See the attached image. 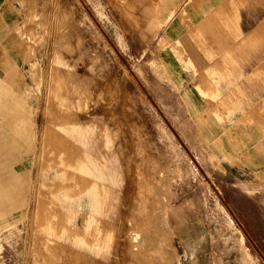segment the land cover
Segmentation results:
<instances>
[{
	"label": "rangeland",
	"instance_id": "374dc122",
	"mask_svg": "<svg viewBox=\"0 0 264 264\" xmlns=\"http://www.w3.org/2000/svg\"><path fill=\"white\" fill-rule=\"evenodd\" d=\"M8 4L21 21L2 29L0 62L11 44L23 54L21 70L9 62L7 72L0 68L5 101L18 98L3 82L11 71L13 86L31 101L17 104L33 109L37 153L42 131L53 121L69 120L73 127L93 122L98 139L107 132L108 167L116 182H105L97 261L41 227L46 208L37 162L24 176L19 166L0 165V176L18 183L14 195L0 186V264H264V199L243 196L224 180L223 167L206 149L190 147L178 130L177 100L160 86L168 43L154 18L161 17L162 7L145 0ZM64 106L72 118L51 111Z\"/></svg>",
	"mask_w": 264,
	"mask_h": 264
},
{
	"label": "crops",
	"instance_id": "0c3cea01",
	"mask_svg": "<svg viewBox=\"0 0 264 264\" xmlns=\"http://www.w3.org/2000/svg\"><path fill=\"white\" fill-rule=\"evenodd\" d=\"M146 4L162 7L161 17L154 18L162 26L161 39L168 43L162 51L160 86L177 100L180 134L192 149L209 152L223 167L227 183L259 202L264 199V0H145ZM20 21L8 0H0V36L2 29H13ZM22 54V47L11 44L0 68L7 72L9 62L21 70ZM3 82L8 85V78ZM15 96L20 98L16 103L31 102L22 92ZM19 107L12 113L0 111V165H19L24 176L26 167L37 162L42 197L43 192L47 195L43 230L99 261L105 182H116L114 169L108 167L109 134L98 139L93 122L73 127L69 120L58 125L53 121L43 129L37 153L33 109ZM51 111L57 118L73 117L65 106Z\"/></svg>",
	"mask_w": 264,
	"mask_h": 264
},
{
	"label": "bare ground",
	"instance_id": "6f19581e",
	"mask_svg": "<svg viewBox=\"0 0 264 264\" xmlns=\"http://www.w3.org/2000/svg\"><path fill=\"white\" fill-rule=\"evenodd\" d=\"M35 2V1H34ZM40 16V15H39ZM188 26V25H187ZM31 36V35H30ZM34 36V35H33ZM30 38V37H29ZM31 38H33V40L35 39V37H31ZM141 39V38H140ZM55 59V58H54ZM56 60V59H55ZM56 63V62H55ZM62 72H66V71H62ZM67 73H69L68 71H67ZM8 85L13 89V90H15L16 92H22L21 91V87H14L13 86V84H14V76H13V74H12V72L11 71H9L8 72ZM66 75V74H65ZM59 76H60V74H59ZM64 76V75H63ZM67 76V75H66ZM65 76V79L68 77H66ZM60 81H61V79H60ZM204 81V80H203ZM13 83V84H12ZM8 85H6L7 86V88H9V89H11ZM17 85H20V82H17ZM207 90H208V88H207ZM203 91V90H202ZM21 96H23V95H21ZM7 94H5L4 93V88H2V94H0V111L1 110H3V111H7V112H13L14 110H18V109H20V107H19V104H17L16 102L15 103H12L10 100H8V101H5V100H7ZM72 99V98H71ZM70 99V100H71ZM75 99V98H74ZM209 106H212V105H209ZM85 119V118H84ZM21 124V123H20ZM19 125V124H18ZM8 130V129H7ZM17 130V129H16ZM10 140V139H9ZM8 141V140H7ZM2 142V141H1ZM3 143V142H2ZM14 144V143H13ZM35 144V143H34ZM33 144V145H34ZM10 145V144H9ZM70 146V145H69ZM14 147V146H13ZM64 148V147H63ZM24 150V149H23ZM27 150V149H26ZM77 152V151H76ZM22 153V152H21ZM26 153V152H25ZM14 156V155H13ZM22 156V155H21ZM64 156V155H63ZM18 157V156H17ZM20 158V157H19ZM21 159V158H20ZM21 161V160H20ZM74 161V160H73ZM70 165V164H69ZM19 166V165H18ZM9 167V166H8ZM25 168V167H24ZM27 168V167H26ZM62 168V167H61ZM63 168H64V166H63ZM7 169V168H6ZM11 169V168H10ZM14 169H16V168H14ZM13 169V170H14ZM17 170V169H16ZM47 170V169H46ZM60 170V169H59ZM8 172H9V169H8ZM15 172V171H14ZM24 173V172H23ZM31 173V172H30ZM16 174V173H15ZM51 174V173H50ZM3 175V174H2ZM0 176V186L2 185V189L4 190V191H6V194H8V195H10V194H12V195H14L13 193L14 192H17L16 190H17V184L16 185H11V183L10 182H8V178L7 177H5V176ZM58 177V176H57ZM21 178V177H20ZM22 179V178H21ZM14 180V179H13ZM18 180V179H17ZM20 181V180H19ZM51 181V180H50ZM49 181V182H50ZM61 181V180H60ZM21 182V181H20ZM20 184V183H19ZM22 184V183H21ZM22 185H24V184H22ZM68 185V184H67ZM38 186V185H37ZM47 186H48V184H47ZM66 186V185H65ZM69 186V185H68ZM68 186H67V188H68ZM20 187V186H19ZM58 187V186H57ZM59 187H60V185H59ZM70 187V186H69ZM23 188V187H22ZM40 190H41V188L40 187H38ZM61 188V187H60ZM28 189V188H27ZM57 190V189H56ZM56 190H54V191H56ZM26 192V191H25ZM46 192V191H45ZM50 192H51V190H50ZM160 192V191H159ZM18 193V192H17ZM42 193V192H41ZM20 194V193H19ZM26 194H27V192H26ZM39 194H40V192H39ZM38 194V195H39ZM49 194V193H48ZM76 194V193H75ZM43 196H47V195H45V193L43 192ZM2 197H4V195L3 196H1L0 197V201H2V200H4V199H2ZM5 197H6V195H5ZM20 197V196H19ZM44 197V198H45ZM38 198H41V197H38ZM44 198H42V199H44ZM47 198V197H46ZM66 198V197H65ZM8 201H10V200H8ZM24 201V200H23ZM22 201V202H23ZM27 201V200H26ZM41 201V200H40ZM11 202V201H10ZM9 202V203H10ZM13 203H15L14 201H12ZM43 202V201H42ZM64 202V201H63ZM75 202V201H74ZM168 202V201H167ZM166 202V203H167ZM7 203V202H6ZM45 203V202H44ZM160 203V202H159ZM8 204V203H7ZM39 204H40V202H39ZM55 204V203H54ZM21 205V204H20ZM47 205H48V203H47ZM57 205V204H56ZM10 206V205H9ZM24 206V205H23ZM21 207V206H20ZM25 207V206H24ZM52 207H53V205H52ZM15 209H17V208H15ZM52 209V208H51ZM55 209V208H54ZM53 209V210H54ZM19 209H17V211H18ZM161 210V209H160ZM74 211V210H73ZM161 211H163L164 212V214L166 215V212H167V210L165 209V211H164V207H163V209L161 210ZM25 212H26V210H25ZM78 212V211H77ZM162 212V213H163ZM16 213V212H15ZM41 213V212H40ZM64 213V212H63ZM18 214H19V212H18ZM24 214V213H23ZM26 214V213H25ZM51 214H53V213H51ZM22 215V214H21ZM45 215V214H44ZM14 216H16V214L14 215ZM24 218H25V216H23ZM155 217V216H154ZM5 218V217H4ZM17 217H15V219H16ZM23 218V219H24ZM47 219V218H46ZM58 219V218H57ZM3 220V219H2ZM1 220V221H2ZM25 220V219H24ZM151 220V219H150ZM15 221V220H14ZM40 221H41V219H40ZM39 221V222H40ZM44 221H45V219H44ZM43 221V222H44ZM52 221H53V219H52ZM55 221V220H54ZM13 222V221H12ZM24 222V221H23ZM15 223V222H14ZM13 223V224H14ZM21 223V222H20ZM38 223V222H37ZM55 223V222H54ZM53 223V224H54ZM5 224V223H4ZM8 224V223H7ZM158 224H160L159 222H158ZM11 225H12V223H11ZM18 226V225H17ZM56 225H54V227H55ZM160 226V225H159ZM5 227V226H4ZM12 227V226H11ZM10 227V228H11ZM21 227V226H20ZM42 227V226H41ZM1 228V227H0ZM10 228H8V229H10ZM14 228H15V226H14ZM19 228V227H18ZM17 228V229H18ZM60 228V227H59ZM58 228V229H59ZM160 228V227H159ZM7 229V230H8ZM55 229V228H54ZM53 229V230H54ZM15 230V229H14ZM52 230V231H53ZM6 231V230H5ZM9 231V230H8ZM20 231V230H19ZM3 232V231H2ZM2 232H0V234L2 233ZM17 232V231H16ZM15 232V233H16ZM62 232V231H61ZM74 232V231H73ZM19 233H21V232H19ZM18 234V233H17ZM1 238V237H0ZM80 243V242H79ZM44 254V253H43ZM70 257H72L71 255H70ZM68 258V257H67ZM89 258H91V257H89ZM153 260V259H152ZM151 260V261H152ZM0 261H1V259H0ZM92 261V260H91ZM98 261V260H97ZM93 262V261H92Z\"/></svg>",
	"mask_w": 264,
	"mask_h": 264
}]
</instances>
